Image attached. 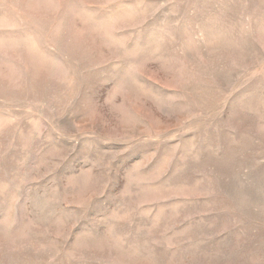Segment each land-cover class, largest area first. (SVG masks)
I'll use <instances>...</instances> for the list:
<instances>
[{"label": "rangeland", "instance_id": "374dc122", "mask_svg": "<svg viewBox=\"0 0 264 264\" xmlns=\"http://www.w3.org/2000/svg\"><path fill=\"white\" fill-rule=\"evenodd\" d=\"M0 264H264V0H0Z\"/></svg>", "mask_w": 264, "mask_h": 264}]
</instances>
